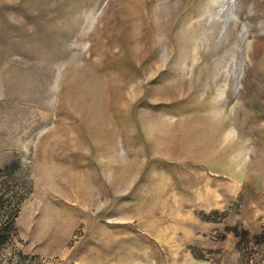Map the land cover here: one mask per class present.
Masks as SVG:
<instances>
[{"label":"rangeland","instance_id":"rangeland-1","mask_svg":"<svg viewBox=\"0 0 264 264\" xmlns=\"http://www.w3.org/2000/svg\"><path fill=\"white\" fill-rule=\"evenodd\" d=\"M0 264H264V0H0Z\"/></svg>","mask_w":264,"mask_h":264}]
</instances>
